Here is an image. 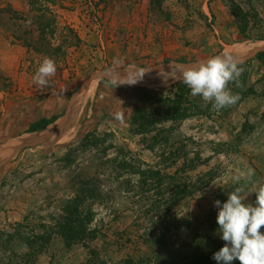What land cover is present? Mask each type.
Instances as JSON below:
<instances>
[{
	"label": "rangeland",
	"instance_id": "obj_1",
	"mask_svg": "<svg viewBox=\"0 0 264 264\" xmlns=\"http://www.w3.org/2000/svg\"><path fill=\"white\" fill-rule=\"evenodd\" d=\"M56 13L51 43L66 35L69 43L41 52L18 38L39 32L15 19L32 16L28 0H0V158L9 143L29 140L0 168V233L14 235H0V264L31 251L24 238L36 241V264L93 256L119 264L149 255L155 235L166 234L173 249L179 238H220L214 202L243 187L244 203L254 205L248 189L264 184V66L252 60L264 51V0H63ZM241 50L244 71L228 85L239 95L234 105L216 111L177 86L183 67ZM45 57L57 71L42 88L33 76ZM127 68L153 69L144 77L156 86L113 87L128 74L108 73ZM66 108L55 125L27 132ZM248 168L255 175L234 184ZM77 197L82 218L94 215L84 243L67 246L59 233L48 244L33 239Z\"/></svg>",
	"mask_w": 264,
	"mask_h": 264
},
{
	"label": "clouds",
	"instance_id": "obj_2",
	"mask_svg": "<svg viewBox=\"0 0 264 264\" xmlns=\"http://www.w3.org/2000/svg\"><path fill=\"white\" fill-rule=\"evenodd\" d=\"M241 64L242 61L225 51L196 66L183 67L182 82L190 89L191 96L202 97L205 104L211 103L213 109L219 111L239 100V95L233 94L228 85L239 80L244 71ZM56 71L55 61L45 57L33 76V83L47 87ZM144 73L142 71L139 78H113L110 83L115 88L123 84L133 85L143 78ZM254 175L255 170L248 168L246 172L237 170L231 179L234 184H239L242 178L250 180ZM244 190L236 187L228 193L226 202H214L219 209L218 234L225 242L212 257L217 264H232L234 260H239L240 264H264V233L261 231L264 228V184L248 189V194L256 193L254 205L244 203L248 196L241 195Z\"/></svg>",
	"mask_w": 264,
	"mask_h": 264
},
{
	"label": "trees",
	"instance_id": "obj_3",
	"mask_svg": "<svg viewBox=\"0 0 264 264\" xmlns=\"http://www.w3.org/2000/svg\"><path fill=\"white\" fill-rule=\"evenodd\" d=\"M28 2L32 16L27 18L15 17V19L26 21L30 24L37 23L39 32L36 34L34 33L35 30L31 29L32 32H28L25 37H18L19 40L23 41L25 46L35 48L41 52L52 50V52L55 53H62L63 46L69 43V37L67 35L64 36L62 40L63 46L59 45L54 47L51 40L58 34L59 23L56 10L57 8H62L63 0H28ZM11 10L16 13V15L18 14L15 10ZM12 16L14 18V15ZM252 60H257L264 66V51L257 52ZM177 86L182 88L186 85L180 81L177 83ZM59 117V115H53L50 118L42 117L31 123L27 132L33 133L45 130ZM66 204L67 205L63 208L64 216L57 222L55 227L57 231H54L55 228H49L45 230V234L34 235L33 239L48 244L53 235L59 233L64 238L67 246L85 242L91 234L89 224L94 220V215L89 211L88 215H86L84 219L82 218L78 197L67 201ZM211 226L213 231L218 232L219 226L217 222L213 223ZM0 235L10 238V242L14 237V235L10 233L2 232ZM23 240L28 244L31 251L23 255H19L13 251L15 258L18 260L17 264H36V254L34 253L36 241L26 238ZM148 242L149 250H151L149 255L143 257H128L119 264H217V261L212 257L214 253L219 251L225 244L221 238H214L213 236L197 237L192 242H186L183 238H179L178 246L173 249L171 248L173 243L166 234L155 235L151 237ZM91 254L96 255L95 252ZM167 254L171 257H167ZM93 257L95 259L91 258L82 264H106L103 261H99L96 256ZM232 264H240V262L239 260H234Z\"/></svg>",
	"mask_w": 264,
	"mask_h": 264
},
{
	"label": "bare ground",
	"instance_id": "obj_4",
	"mask_svg": "<svg viewBox=\"0 0 264 264\" xmlns=\"http://www.w3.org/2000/svg\"><path fill=\"white\" fill-rule=\"evenodd\" d=\"M242 53H244V54H247V51H239L237 54H233V56H234V58H236V59H239L241 56H242ZM235 56H238V57H235ZM142 71L143 72H145L144 73V75H143V78L142 79H140V80H138V82L136 83V84H139V85H149V86H156L155 84H156V82L154 81V80H152V79H150V78H145L144 76H148V75H150V74H152L153 72H154V70L153 69H136V68H127V69H124V70H121V71H116V72H114V73H108V77H113L114 75H119V74H121V73H125V74H128V75H124L125 77H127V78H139L140 76L139 75H141V73H142ZM174 72V71H173ZM130 74V75H129ZM123 76V77H124ZM138 76V77H137ZM158 86V85H157ZM90 91L91 90H89L88 91V89L87 90H85L84 89V91H82V94H80V97H79V100H78V106H80V105H82V103L85 101V97H88V95L90 94ZM77 106V107H78ZM51 127V126H50ZM27 139V138H26ZM31 140V139H30ZM39 140V139H38ZM26 142H29V140L28 141H24V142H11V143H9L8 144V150H9V152L8 153H5L4 155V157L3 158H0V168L3 166V164L7 161V160H10L19 150H20V148H21V146H23L24 145V143H26ZM34 142V141H33Z\"/></svg>",
	"mask_w": 264,
	"mask_h": 264
},
{
	"label": "crops",
	"instance_id": "obj_5",
	"mask_svg": "<svg viewBox=\"0 0 264 264\" xmlns=\"http://www.w3.org/2000/svg\"><path fill=\"white\" fill-rule=\"evenodd\" d=\"M66 107H68V106L66 105ZM67 110H68V108H66L63 112H61V114H59L60 117H59V118H58L53 124L49 125L47 128H50V126H53V125H55L56 123H58V120H59L61 117H63V116L66 115ZM42 117L50 118V117H52V116H50V115L41 116V117L37 118L36 120H34L33 122H35V121L41 119ZM47 128H46V129H47ZM42 131H43V130H42ZM38 132H39V131H38ZM33 133H34V132H33Z\"/></svg>",
	"mask_w": 264,
	"mask_h": 264
}]
</instances>
